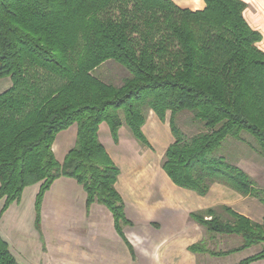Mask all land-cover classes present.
I'll return each mask as SVG.
<instances>
[{"label": "trees", "instance_id": "16d2710c", "mask_svg": "<svg viewBox=\"0 0 264 264\" xmlns=\"http://www.w3.org/2000/svg\"><path fill=\"white\" fill-rule=\"evenodd\" d=\"M203 1V10L191 11L171 0H0V79L11 81L0 94L1 213L38 184L40 232L43 196L66 177L82 186L87 208L111 213L121 235L128 222L114 187L119 171L98 126L106 123L117 142L124 125L147 146L141 128L149 111L160 120L170 113L174 142L162 170L175 186L204 196L220 184L264 206V188L238 166L249 150L264 161L261 35L244 20L243 1ZM74 124L75 144L59 164L54 138ZM189 217L205 232L191 253L225 258L255 248L237 264L264 261V219L226 206ZM225 236L240 245L215 248ZM0 264H16L1 237Z\"/></svg>", "mask_w": 264, "mask_h": 264}, {"label": "crops", "instance_id": "0c3cea01", "mask_svg": "<svg viewBox=\"0 0 264 264\" xmlns=\"http://www.w3.org/2000/svg\"><path fill=\"white\" fill-rule=\"evenodd\" d=\"M171 1L191 11L205 7L203 0ZM241 1L246 4L243 18L260 33L257 48L264 52V0ZM116 72L126 74L121 68ZM10 86L9 78L0 79V94ZM169 119V112L163 120L148 112L141 128L147 146L138 143L124 125L118 129L117 142L106 123L98 126V140L119 171L114 187L128 222L121 235L104 206L94 203L86 207L82 186L70 178L56 179L45 192L40 232L34 227L38 184L26 187L20 200L3 213L4 200L0 199V237L16 264H201L204 255L191 253L189 247L202 241L205 232L190 219L191 213L226 206L260 223L264 208L254 198L243 197L220 184H213L206 195L198 196L171 182L162 170L164 153L174 142ZM76 134L74 124L55 136L51 149L59 164L73 148ZM242 159L238 166L254 178L243 168Z\"/></svg>", "mask_w": 264, "mask_h": 264}, {"label": "rangeland", "instance_id": "374dc122", "mask_svg": "<svg viewBox=\"0 0 264 264\" xmlns=\"http://www.w3.org/2000/svg\"><path fill=\"white\" fill-rule=\"evenodd\" d=\"M103 66H119V65H117V64L115 65L113 63L108 62L107 64H104ZM176 124H177V126L179 125L177 121H176ZM245 135H247V134H245ZM247 136H249V135H247ZM229 139L230 138H228V140ZM221 151H222V149L218 153H221ZM244 156H243V159L241 158L243 168L247 172L252 174V176L254 177L253 179L256 181V183L260 187L264 188V161L256 153H254L251 150L247 151ZM261 206H262V208H264L263 205H261ZM215 241L217 242V244L215 245V248L223 251V250L238 247L241 243V238L237 237V236H225L223 238L220 237ZM208 246L210 247V249L214 248L210 244H208ZM256 251H257V249L251 248L250 251H244V252L236 253V254L230 255V257H228L226 259L225 258H215L214 259V258H210L207 255H204L203 258L205 260L204 259L202 260V258L200 260H201V264H237L238 259H240V258H242L248 254L255 253Z\"/></svg>", "mask_w": 264, "mask_h": 264}]
</instances>
